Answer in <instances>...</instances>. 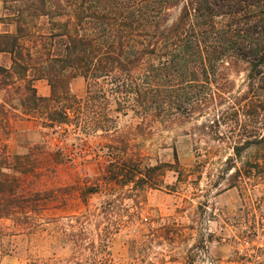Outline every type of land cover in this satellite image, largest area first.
I'll use <instances>...</instances> for the list:
<instances>
[{"label":"rangeland","instance_id":"374dc122","mask_svg":"<svg viewBox=\"0 0 264 264\" xmlns=\"http://www.w3.org/2000/svg\"><path fill=\"white\" fill-rule=\"evenodd\" d=\"M226 67L195 89L206 101L169 105L170 117L118 105L102 81L107 100L98 92L69 124L12 110L4 171L38 201L0 218V264H264V79ZM71 89L84 100L85 78ZM135 165L159 168L138 182L113 174Z\"/></svg>","mask_w":264,"mask_h":264},{"label":"trees","instance_id":"16d2710c","mask_svg":"<svg viewBox=\"0 0 264 264\" xmlns=\"http://www.w3.org/2000/svg\"><path fill=\"white\" fill-rule=\"evenodd\" d=\"M0 29V218L36 201L19 194L5 173L12 110L44 127L80 117L84 101L94 102L104 86L119 95L117 104L137 112L173 116L169 105L206 101L211 78L244 61L251 77L264 79V0H3ZM179 8L173 19L171 10ZM9 54L11 65L1 56ZM82 76L84 100L71 89ZM46 79L50 94L38 93ZM209 84V85H208ZM99 85H101L99 87ZM96 88V89H94ZM181 107H177V112ZM175 114H178V113ZM104 130V129H103ZM264 144V135L259 140ZM240 155L239 148L236 151ZM159 166L113 172L121 182L151 177ZM116 178V177H115ZM34 202V203H33Z\"/></svg>","mask_w":264,"mask_h":264},{"label":"crops","instance_id":"0c3cea01","mask_svg":"<svg viewBox=\"0 0 264 264\" xmlns=\"http://www.w3.org/2000/svg\"><path fill=\"white\" fill-rule=\"evenodd\" d=\"M36 86H37V88H39L40 87V82L38 83H36ZM43 96H48L49 94H50V92L48 91V89H47V87H44V91H43Z\"/></svg>","mask_w":264,"mask_h":264}]
</instances>
